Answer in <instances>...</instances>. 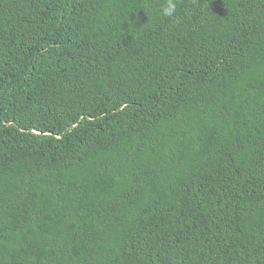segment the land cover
Instances as JSON below:
<instances>
[{
    "label": "trees",
    "instance_id": "1",
    "mask_svg": "<svg viewBox=\"0 0 264 264\" xmlns=\"http://www.w3.org/2000/svg\"><path fill=\"white\" fill-rule=\"evenodd\" d=\"M165 3L0 0V264H264V0Z\"/></svg>",
    "mask_w": 264,
    "mask_h": 264
},
{
    "label": "clouds",
    "instance_id": "2",
    "mask_svg": "<svg viewBox=\"0 0 264 264\" xmlns=\"http://www.w3.org/2000/svg\"><path fill=\"white\" fill-rule=\"evenodd\" d=\"M177 6L175 0H166V3L161 7L160 14L163 17L171 18L176 13Z\"/></svg>",
    "mask_w": 264,
    "mask_h": 264
},
{
    "label": "bare ground",
    "instance_id": "3",
    "mask_svg": "<svg viewBox=\"0 0 264 264\" xmlns=\"http://www.w3.org/2000/svg\"><path fill=\"white\" fill-rule=\"evenodd\" d=\"M137 2V1H136ZM131 5V4H130ZM76 37V36H75ZM81 93V92H80ZM75 96V95H74Z\"/></svg>",
    "mask_w": 264,
    "mask_h": 264
}]
</instances>
